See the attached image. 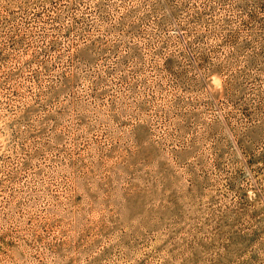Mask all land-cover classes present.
Here are the masks:
<instances>
[{"label": "rangeland", "instance_id": "1", "mask_svg": "<svg viewBox=\"0 0 264 264\" xmlns=\"http://www.w3.org/2000/svg\"><path fill=\"white\" fill-rule=\"evenodd\" d=\"M0 264H264V0H0Z\"/></svg>", "mask_w": 264, "mask_h": 264}]
</instances>
